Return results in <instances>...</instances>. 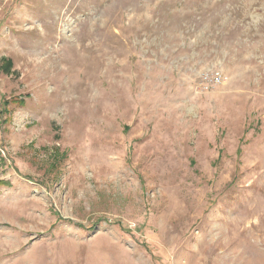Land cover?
Wrapping results in <instances>:
<instances>
[{
	"label": "rangeland",
	"instance_id": "obj_1",
	"mask_svg": "<svg viewBox=\"0 0 264 264\" xmlns=\"http://www.w3.org/2000/svg\"><path fill=\"white\" fill-rule=\"evenodd\" d=\"M255 256L264 0H0V264Z\"/></svg>",
	"mask_w": 264,
	"mask_h": 264
},
{
	"label": "bare ground",
	"instance_id": "obj_2",
	"mask_svg": "<svg viewBox=\"0 0 264 264\" xmlns=\"http://www.w3.org/2000/svg\"><path fill=\"white\" fill-rule=\"evenodd\" d=\"M241 231H242V229H241ZM200 247H202V248H204V250H206L207 256H209L211 253H214L215 251H217L219 249L218 246H216L215 244L211 243V241H208L207 239H205L204 241L200 242ZM197 255L198 254H196V256ZM257 258H258V256L254 257L255 261H253V264H259V259H257ZM223 259H225V258H223ZM216 260L217 259H215V258L212 259V264H214L216 262ZM218 261H219V258H218ZM238 261L241 262L242 264L245 263V260H243L241 257H239ZM208 263H209V257H207V263L206 264H208ZM220 263H222V262L220 261ZM186 264H190V263L188 262Z\"/></svg>",
	"mask_w": 264,
	"mask_h": 264
},
{
	"label": "built area",
	"instance_id": "obj_3",
	"mask_svg": "<svg viewBox=\"0 0 264 264\" xmlns=\"http://www.w3.org/2000/svg\"><path fill=\"white\" fill-rule=\"evenodd\" d=\"M202 84L206 87L221 84L223 81L222 73L218 70L208 71L201 77Z\"/></svg>",
	"mask_w": 264,
	"mask_h": 264
}]
</instances>
